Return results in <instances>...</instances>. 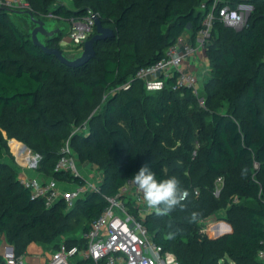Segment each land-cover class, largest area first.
<instances>
[{"label":"trees","instance_id":"16d2710c","mask_svg":"<svg viewBox=\"0 0 264 264\" xmlns=\"http://www.w3.org/2000/svg\"><path fill=\"white\" fill-rule=\"evenodd\" d=\"M27 1L38 10L28 8L37 17L47 20L53 13L64 26L48 46L61 48L68 20L90 12L114 34L96 45L92 61L69 66L33 43L15 7L0 5V247L10 244L18 257L32 242L54 251L62 244L85 247L83 234L106 208L108 197L149 164L157 179L175 176L189 191L183 210L177 207L163 216L151 211L144 219L152 238L174 252L180 264H231L228 259L264 264L258 256L264 247V0L220 1L218 7L240 2L253 6L241 29L223 22L215 9L205 42L212 71L203 94L206 107L198 105L190 88L173 90L174 78L162 90L150 92L136 73L163 57L188 27L194 41L214 0H75L73 7L54 0ZM92 63L93 71L78 74ZM126 84L143 88L121 97L116 90ZM98 89L107 92L102 122L91 116ZM140 103L159 129L141 125L134 110ZM116 111L127 118V126L118 123ZM207 114L210 120L205 122ZM85 121L90 129L76 131ZM3 130L8 138L30 142L47 177L87 185L84 176L57 167L62 148L69 144L70 155L75 153L84 166L96 164L103 178L72 206L64 199L48 206L43 198L31 197L12 163ZM172 159L181 166L169 172L165 164L171 166ZM200 168L226 177L221 193L199 174ZM236 168L241 174L233 178ZM193 212L198 213L195 222ZM214 214L226 218L232 231L216 238L202 232L200 220ZM211 231L224 233L229 226L222 223ZM4 262L0 252V264ZM71 264H93V259L75 257Z\"/></svg>","mask_w":264,"mask_h":264},{"label":"built area","instance_id":"2783aa9c","mask_svg":"<svg viewBox=\"0 0 264 264\" xmlns=\"http://www.w3.org/2000/svg\"><path fill=\"white\" fill-rule=\"evenodd\" d=\"M220 1L224 0L213 1L203 21L204 27L197 33L194 41L187 40L184 36L178 37L163 57L137 71L136 78L144 80L148 91L162 90L166 86V81L174 78L173 90L188 87L196 97L198 105L202 107L206 105L196 72L185 68V64L189 58L195 56L198 48H205V42L210 36L215 19V9ZM0 5L30 8L27 0H0ZM201 7L206 8V3H202ZM217 12L219 18L228 25L241 24L243 21V13L238 6L231 7L229 4H224L218 7ZM48 17L58 18L53 13H49ZM97 17H99L97 13L90 12L82 18L68 20L64 40L77 48H83L85 42L96 33ZM61 152L57 167L82 175L76 168L74 157L70 155V145L63 147ZM40 159L39 154L33 160L30 159L33 161L32 166L35 167ZM21 178L24 185L30 188L31 197L43 198L48 206L61 199L72 206L88 187V185H77L72 189L60 191L52 182L27 176ZM131 179L132 177H129L126 180L118 194L108 197L106 208L84 232L86 246L82 248L77 245L62 244L60 249L53 252L50 264H71L75 257L92 258L93 264H180L174 252L164 249L150 235L144 219L147 213L154 210L146 206L143 194L132 184ZM219 181H223V177L219 176ZM186 191L189 194V191ZM193 192L196 196L199 195L198 188H195ZM219 192L215 191L216 194ZM134 210H137V213H134ZM0 252L5 258L3 264H25L22 257L15 255L14 248L10 244L3 243ZM258 256L264 261V247L259 250Z\"/></svg>","mask_w":264,"mask_h":264},{"label":"rangeland","instance_id":"374dc122","mask_svg":"<svg viewBox=\"0 0 264 264\" xmlns=\"http://www.w3.org/2000/svg\"><path fill=\"white\" fill-rule=\"evenodd\" d=\"M82 1V0H79ZM85 1V0H83ZM55 2H61L64 3L65 5L69 6V7H73L75 5V0H54L53 3ZM50 4L49 8H51V6L53 5ZM248 5L249 3H245V2H240L237 6L241 9L242 13H243V21L241 24H231L230 26L235 27L236 29H241L244 27V25L246 24V22L248 21V19L250 18L252 11H253V7H249V6H243V5ZM30 7L33 8L35 11L38 12V10L36 9V7L32 4H30ZM40 14H42V12H39ZM49 14V13H48ZM48 18H52V17H48ZM55 19V18H54ZM67 25V24H65ZM62 49L65 52H76V51H80L82 48H77L75 47V45L73 44H68L65 40L64 37H62ZM195 63H196V67L194 70V72H196L198 79H199V85H200V91L201 94L205 95L208 92V85H207V81L209 80L210 76H211V69H210V63H209V59L206 55L205 52V48H201L199 49L198 52H196L195 56ZM208 59H206V58ZM95 63H92L90 65V67L78 74H82L86 71H93V69H95ZM190 70V69H189ZM131 84H126L123 85L122 87H120L118 90H116L117 92L120 93V96L123 97L124 95H122L123 92H130L132 94H138L141 89L143 88L141 86V84H137L135 85L133 88ZM98 104L97 106L91 111V116H94V118L97 119L98 122H102L103 120V114H104V110H105V104L107 102V92L102 90V89H98ZM206 107V106H204ZM144 108V103H140L138 105V107H135L134 110L136 111L137 116H139L140 121H141V125H147L150 126L151 128L154 129H159L158 125H154L151 123V119L149 118V116L147 115L146 111H143ZM220 111H223L224 109L222 107L219 108ZM97 116V117H95ZM113 116L116 118V120L118 121L119 124H123L125 126H127V118L123 117L118 111H116ZM208 120H210V114H207L204 118V121L207 122ZM79 128L76 129V131H82V130H88L90 129V124L87 123L86 121L83 122L82 124H80L78 126ZM208 133V127L203 129L202 132V137L199 141V146L202 148L205 144V135ZM3 134L5 138H8L7 133L5 130H3ZM8 145L11 149V152L13 154V165L15 166V168L17 170H19L20 172V176L24 177L27 176L28 178H36L38 180L41 181H47L48 177L43 173V171H41L40 169V165L39 162L37 163V165L32 166L33 163V159L35 158V156L37 155V152L31 147L30 142H25V141H21L18 140L17 138H8ZM13 142H19L22 145H26L29 148V151H27L26 153L20 154L19 151L16 149V147L14 146ZM75 161H76V168L77 170L82 174V176H84V178L86 179V181L89 184V187H95L96 185H98V183L100 182V180L103 178L102 177V171L98 168V166L96 164H91L88 163L86 166H84L83 164H81L78 160V156L75 155V153L72 154ZM31 156V161L27 160V157ZM169 162V161H168ZM171 166H169L168 163L165 164V169L167 171H171V169H177L179 170L180 166H181V162H179L176 159H172L171 161ZM199 174L204 177V179L206 180V182L210 183L213 188L215 189V191H220V193L223 191L226 183L228 180H226V177H223V181H219V175H213L211 173H208L205 171L204 168H200L199 169ZM240 170L239 169H233L231 172V176L233 178H238L240 176ZM230 177V176H229ZM231 179V178H230ZM193 183H195L193 181ZM190 185V184H189ZM191 186V185H190ZM58 188V187H57ZM198 188H201L200 186ZM59 189V188H58ZM60 191H66L68 190V188H64V189H59ZM218 200H220L219 198H217ZM226 224L229 223L227 221L226 218H222L221 216H217V215H211L207 218L201 219L200 220V224L202 227V232L206 233L208 237L210 238H216L217 234H213L211 231L212 227H218L219 224ZM230 224V223H229ZM231 225V224H230ZM232 227V226H231ZM233 229V228H232ZM221 231H218L217 233H220ZM225 233V232H224ZM223 235V233L221 234ZM60 249V248H59ZM228 261H230L231 264H233V262L231 261V259H228Z\"/></svg>","mask_w":264,"mask_h":264},{"label":"water","instance_id":"95a60500","mask_svg":"<svg viewBox=\"0 0 264 264\" xmlns=\"http://www.w3.org/2000/svg\"><path fill=\"white\" fill-rule=\"evenodd\" d=\"M243 6L253 7L251 4ZM16 17L24 18L20 20L24 28H27L33 43L38 45L42 50L59 59L60 62L69 66H80L96 57V45L113 36L114 31L110 27H106L101 22L100 18H96V33L89 38L83 48L76 52H65L59 47L48 46V41L57 40L59 35L64 30V26L54 18L47 20L40 19L28 8H13ZM28 26V27H27ZM231 230L223 234L229 233ZM222 233H217L216 237Z\"/></svg>","mask_w":264,"mask_h":264},{"label":"clouds","instance_id":"9594fccd","mask_svg":"<svg viewBox=\"0 0 264 264\" xmlns=\"http://www.w3.org/2000/svg\"><path fill=\"white\" fill-rule=\"evenodd\" d=\"M131 182L143 194L146 206L153 209L157 215H168L177 207L183 210V201L188 193L180 186L175 176L157 179L149 164L143 165L132 177ZM198 213L191 214V222L197 220Z\"/></svg>","mask_w":264,"mask_h":264},{"label":"crops","instance_id":"0c3cea01","mask_svg":"<svg viewBox=\"0 0 264 264\" xmlns=\"http://www.w3.org/2000/svg\"><path fill=\"white\" fill-rule=\"evenodd\" d=\"M183 36L187 40L190 39V36H191L190 27H188L186 29ZM199 49H201V48H198V51H199ZM194 58L195 57L189 58V60L185 64V68L190 69V70L195 69L196 63H195ZM47 181L52 182L59 189L68 188V190H69V189H72L75 186L79 185L78 183L73 182V181L72 182H70V181H59V180L54 179L53 177H48ZM87 185L89 186L88 182H87ZM226 224L229 226V230L232 231L231 225L229 223H226ZM53 252H54V249H52V248L45 247V246H43L37 242H32L28 245L26 252L22 256V260L25 264H50V258L52 256Z\"/></svg>","mask_w":264,"mask_h":264},{"label":"bare ground","instance_id":"6f19581e","mask_svg":"<svg viewBox=\"0 0 264 264\" xmlns=\"http://www.w3.org/2000/svg\"><path fill=\"white\" fill-rule=\"evenodd\" d=\"M14 146L16 147V149L19 151L20 154L26 153L27 151H29V148L25 145H22L19 142H13ZM28 153V152H27ZM30 157H27V160H30Z\"/></svg>","mask_w":264,"mask_h":264}]
</instances>
